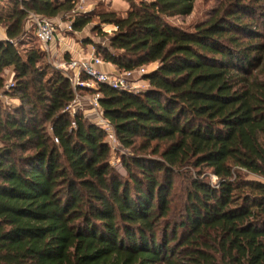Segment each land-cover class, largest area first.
<instances>
[{
    "label": "trees",
    "instance_id": "16d2710c",
    "mask_svg": "<svg viewBox=\"0 0 264 264\" xmlns=\"http://www.w3.org/2000/svg\"><path fill=\"white\" fill-rule=\"evenodd\" d=\"M124 1L2 2L0 92L18 102L0 101V264H264V0H222L192 30L167 19L195 0ZM30 12L74 31L96 16L115 28L105 62L155 64L140 92L97 89L123 172L39 46L18 50Z\"/></svg>",
    "mask_w": 264,
    "mask_h": 264
},
{
    "label": "built area",
    "instance_id": "2783aa9c",
    "mask_svg": "<svg viewBox=\"0 0 264 264\" xmlns=\"http://www.w3.org/2000/svg\"><path fill=\"white\" fill-rule=\"evenodd\" d=\"M23 0H18L22 2ZM84 6V0H79L75 8L70 12V16L77 15ZM28 22L32 28L39 48L48 57H55L57 53L53 52L52 44L54 42H62L65 39V34L75 32L71 21L66 24L60 18L48 19L46 17L30 12ZM94 48L90 52H79L71 56L69 60L55 62L54 69L64 76L71 84L74 92L72 102L66 107L65 111L69 114L75 113L80 105L81 92H87L90 95L87 97L88 104L95 114H93L92 122L100 127L106 134V139L112 150L119 148V143L113 126L104 116L99 105L100 94L97 91L99 84H105L111 88L127 92H140L147 85L142 83L151 70L148 65L136 67L133 69H122L110 71L104 69L108 65ZM152 65V64H150ZM13 86V81L5 84L6 90Z\"/></svg>",
    "mask_w": 264,
    "mask_h": 264
},
{
    "label": "rangeland",
    "instance_id": "374dc122",
    "mask_svg": "<svg viewBox=\"0 0 264 264\" xmlns=\"http://www.w3.org/2000/svg\"><path fill=\"white\" fill-rule=\"evenodd\" d=\"M222 0H195L192 12L187 15V16H175L168 18V22L172 24L173 26L180 27L185 30H192V28L207 20L213 13V11L218 8L219 4L221 3ZM79 0H76V5L78 4ZM75 5V6H76ZM2 6V3H0V7ZM128 7V4L124 0H84V6L81 9L80 12H85V13H97V12H103V11H114L118 14L123 15ZM69 16H67L68 18ZM65 18L63 20V23L66 24L69 19ZM27 28V34L22 37V41H19V44L17 45L18 50L21 52L23 55L26 50H30L31 48L38 47V43L36 41V38L33 34V31L31 27H29V24H25ZM93 26H98L99 27V32L93 29ZM115 29L113 25L109 24H104L101 23L96 16H92V22L85 26L81 31H75V32H70L65 34V39L64 41L60 42L59 44L60 50H58L57 54L55 57L51 58L45 55L46 57V62L50 64V66L54 69V63L55 62H60L64 60H69V58L72 56L71 52L66 51L65 48L69 46V48L73 47L74 49H83L82 52H90L96 45L103 46L104 43L107 41V36L111 33V31ZM261 29L264 32V27L262 26ZM107 33V36H102L101 34ZM109 66V65H108ZM149 69L152 70L155 67V64L148 65ZM55 70V69H54ZM117 70V69H114ZM111 70V71H114ZM2 76L4 78V90L5 84H7L12 80V73L10 69H5L2 72ZM143 86L147 85V81L144 80L142 83ZM81 99H80V105L79 107H76L75 109L78 108L76 111H80L83 113L85 117L88 118L89 121L92 122L93 114L94 111L90 107L87 101V97L90 95L87 92H81ZM0 101L3 102L4 104H14L17 103L18 101L14 98H10L8 96H5L3 92H0ZM70 116H72L70 114ZM111 155L109 158V162L112 167L117 169L120 172L122 171V166H121V161H120V156L128 153L129 150H123V149H118V150H112L111 149ZM215 179H212L214 181Z\"/></svg>",
    "mask_w": 264,
    "mask_h": 264
},
{
    "label": "crops",
    "instance_id": "0c3cea01",
    "mask_svg": "<svg viewBox=\"0 0 264 264\" xmlns=\"http://www.w3.org/2000/svg\"><path fill=\"white\" fill-rule=\"evenodd\" d=\"M3 2V0H0V3H2ZM128 8V7H127ZM127 10V9H126ZM126 12V11H125ZM4 39H6V35H5V30H4V28L3 27H0V40H4ZM60 45L61 44H59V42H54L53 44H52V50H53V52H55V53H57L58 52V50H60V48H62V47H60ZM62 46V45H61ZM65 50L66 51H69V52H71V55L73 56V55H75L76 53H79V52H81V51H83V49H74L73 47H71V48H69V46H67L66 48H65ZM109 65V66H108ZM108 65H106V66H104V69H107V70H114V69H117L114 65H112V64H108Z\"/></svg>",
    "mask_w": 264,
    "mask_h": 264
}]
</instances>
